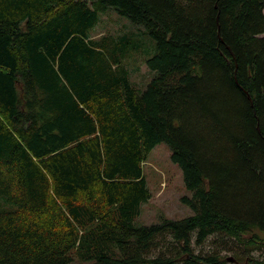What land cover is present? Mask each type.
Listing matches in <instances>:
<instances>
[{
	"label": "trees",
	"instance_id": "16d2710c",
	"mask_svg": "<svg viewBox=\"0 0 264 264\" xmlns=\"http://www.w3.org/2000/svg\"><path fill=\"white\" fill-rule=\"evenodd\" d=\"M162 142L193 213L138 225ZM0 198V264H264V0H0Z\"/></svg>",
	"mask_w": 264,
	"mask_h": 264
},
{
	"label": "rangeland",
	"instance_id": "374dc122",
	"mask_svg": "<svg viewBox=\"0 0 264 264\" xmlns=\"http://www.w3.org/2000/svg\"><path fill=\"white\" fill-rule=\"evenodd\" d=\"M141 29V27L134 26L128 18L110 10L102 16L93 36L99 37L104 33H142ZM143 36L145 45L149 47L154 45L152 38L147 34V37ZM128 65L131 70L132 81L140 88H144L156 74L147 66L141 53L133 54L128 60ZM144 173L152 195L142 205L136 224L149 225L161 222L164 218L179 219L193 213L192 209L181 199L185 195L190 196L191 191L186 187L181 167L172 161L171 150L165 142L156 145L150 152L147 161L144 163ZM14 207L15 205H11L0 198V209ZM208 245L209 243L206 244V247ZM224 254L233 256L232 252L225 251Z\"/></svg>",
	"mask_w": 264,
	"mask_h": 264
},
{
	"label": "water",
	"instance_id": "95a60500",
	"mask_svg": "<svg viewBox=\"0 0 264 264\" xmlns=\"http://www.w3.org/2000/svg\"><path fill=\"white\" fill-rule=\"evenodd\" d=\"M229 260H230V261H233L234 259L230 257Z\"/></svg>",
	"mask_w": 264,
	"mask_h": 264
}]
</instances>
